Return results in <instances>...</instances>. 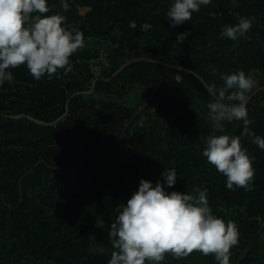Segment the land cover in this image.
Returning <instances> with one entry per match:
<instances>
[{
	"label": "trees",
	"instance_id": "16d2710c",
	"mask_svg": "<svg viewBox=\"0 0 264 264\" xmlns=\"http://www.w3.org/2000/svg\"><path fill=\"white\" fill-rule=\"evenodd\" d=\"M67 2L70 11L63 12L60 0H48L55 7L46 15H65V26L84 35V48L71 57L73 71L36 81L21 66L9 69L14 83L0 86V264H108L111 253L92 251L98 219L108 232L140 180L163 184L169 169L177 182L167 192L206 187L213 214L236 223L240 239L230 264H264V150L243 136V121L216 131L206 107L215 99L192 73L137 61L113 78L134 58L182 66L206 53L219 64L217 73L201 61L192 71L210 88L222 86L221 73L239 70L264 87V0H212L175 28L167 17L173 0ZM249 8L263 15L249 38H222L227 19ZM182 33L190 34L173 47ZM97 78L103 98L73 97ZM246 107L250 129L264 137V90ZM19 114L46 124L7 117ZM222 134L241 137L255 157L251 191L228 190L226 177L202 155L200 137ZM161 264L217 262L195 252L182 260L167 255Z\"/></svg>",
	"mask_w": 264,
	"mask_h": 264
},
{
	"label": "clouds",
	"instance_id": "9594fccd",
	"mask_svg": "<svg viewBox=\"0 0 264 264\" xmlns=\"http://www.w3.org/2000/svg\"><path fill=\"white\" fill-rule=\"evenodd\" d=\"M212 0H173L167 11L171 27L192 19L201 6ZM48 0H0V86L14 83L9 69L26 66L30 75L40 81L47 76L59 79L60 73L73 71L71 57L84 48V35L68 28L67 18L60 13L46 15L52 8ZM63 12L70 11L67 0H60ZM253 19L240 17L234 26H224L221 37L232 41L248 39ZM150 24L141 25L148 31ZM190 33L177 35L173 47L182 44ZM218 69L212 68L213 74ZM222 86H211L215 102L206 105L208 117L216 131L223 133L225 123L243 121V136L264 150V137L257 136L249 125L247 101L256 87L251 76L239 70L220 74ZM202 155L220 174L226 177L231 191L253 189L254 156L242 147L241 137L222 135L201 136ZM163 184L155 187L141 179L136 191L110 224L108 237L113 251L108 264H161L167 255L186 259L195 252L214 257L217 264H230L231 249L238 245L239 229L234 221L225 222L213 214L208 201V189L196 187L193 193L167 192L177 182L175 169L162 173Z\"/></svg>",
	"mask_w": 264,
	"mask_h": 264
},
{
	"label": "rangeland",
	"instance_id": "374dc122",
	"mask_svg": "<svg viewBox=\"0 0 264 264\" xmlns=\"http://www.w3.org/2000/svg\"><path fill=\"white\" fill-rule=\"evenodd\" d=\"M240 17L254 18L253 21H256V20L262 19L263 15L256 8H249L248 10L246 9V11L243 14L230 16L227 19L226 26H234V25H236L238 23V20H239ZM222 29L223 28L219 29L220 33H221ZM104 48H106V47L104 46ZM196 60L197 61H192V60L182 61V64H183L182 66L186 67L187 69L192 70V68L194 67V65L197 62H200V61L201 62H204V63H207L209 65V67H211V69L212 68H218V65H219L218 63L215 64L214 62L208 60L206 53L202 54ZM260 88H262L261 90H264V87H260ZM257 89H259V86H256V89L254 88L253 91H252V93L255 92V90H257ZM90 95H92V94H90ZM255 96H253V97H255ZM108 232H106L103 229V222H102V218L100 217L98 219L97 223H96V228H95V230H94V232L92 234V251H94V252H102L104 250L102 247H103V243L105 242V239H106L105 234H108ZM107 240H108V244H112L111 243V240L109 238Z\"/></svg>",
	"mask_w": 264,
	"mask_h": 264
},
{
	"label": "water",
	"instance_id": "95a60500",
	"mask_svg": "<svg viewBox=\"0 0 264 264\" xmlns=\"http://www.w3.org/2000/svg\"><path fill=\"white\" fill-rule=\"evenodd\" d=\"M137 61H145V62H149V63H153V64H160V65H164V66H167V67H171V68L176 69V70H178V71H184V72H187V73L195 74V75L200 79L201 83L205 86L206 90L212 95V97H213L214 99H216V97L213 96V94L211 93V91H210V87L205 83V81L203 80L202 77H200V75L196 74L195 72H193V71L190 70V69H187V68L184 67V66H174V65H171V64H169V63H167V62H162V61H158V60H154V59H147V58H134V59H132L131 61L126 62L123 66H121V67H120V68H119V69L113 74V78L116 77V76H118L120 73H122V72H123L128 66H130L133 62H137ZM99 80H100V78L95 79V81L93 82L92 88H91L90 90H88V91H83V92H77V93H75V94L73 95V97H74V96H78V95H90V94H92V95H96V86H97V83L99 82ZM106 80H107V81H110L111 79H106ZM261 89H262V88H259V89H257L255 92L251 93V94L249 95V98H248L247 103L253 98V96H255L259 91H261ZM96 97L99 98V99L103 98V97H100V96H97V95H96ZM124 101H125V100H123L122 102H124ZM147 103H148V101L146 102L145 105L141 106V107L138 109V111L136 112L135 115L139 114V113L145 108V106L147 105ZM7 117L10 118V119H13V120H18V119L26 118V119H28L29 121H32V122H34V123H38V124H42V125L46 124V123H44V122H41V121L36 120L35 118H33V117H31V116H26V115H24V114H19V115H9V116H7ZM59 121H60V120H59ZM104 145L106 146L107 144H104ZM36 165H37V164H36ZM30 171H31V170H29V172H30ZM29 172H28V173H29ZM28 173H27V174H28Z\"/></svg>",
	"mask_w": 264,
	"mask_h": 264
},
{
	"label": "crops",
	"instance_id": "0c3cea01",
	"mask_svg": "<svg viewBox=\"0 0 264 264\" xmlns=\"http://www.w3.org/2000/svg\"><path fill=\"white\" fill-rule=\"evenodd\" d=\"M108 234H105V237H106V239H105V242L103 243V251L102 252H95V253H111L112 251H113V248H112V244H108V236H107Z\"/></svg>",
	"mask_w": 264,
	"mask_h": 264
},
{
	"label": "flooded vegetation",
	"instance_id": "af4514ba",
	"mask_svg": "<svg viewBox=\"0 0 264 264\" xmlns=\"http://www.w3.org/2000/svg\"><path fill=\"white\" fill-rule=\"evenodd\" d=\"M256 91V90H255ZM260 92V91H259Z\"/></svg>",
	"mask_w": 264,
	"mask_h": 264
}]
</instances>
